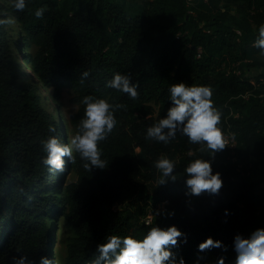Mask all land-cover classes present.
<instances>
[{"label": "trees", "instance_id": "trees-1", "mask_svg": "<svg viewBox=\"0 0 264 264\" xmlns=\"http://www.w3.org/2000/svg\"><path fill=\"white\" fill-rule=\"evenodd\" d=\"M10 2L0 5V18L14 17L17 25L0 26V264L52 262L55 227L52 263L92 264L106 236L142 239L155 225H176L187 234L176 249L186 264L208 237L228 246L226 253L209 251L214 264L222 255L225 264H235L234 236L264 228V193L249 178L264 166V55L253 47L264 25V0H29L24 12ZM41 6L46 12L37 20ZM13 47L25 50L20 58L32 82H19ZM85 71L90 75L82 80ZM117 72L139 82L137 99L105 87ZM179 82L212 87L222 129L236 142L233 155L225 148L213 161L224 181L215 196L185 195L184 167L207 155L200 145L179 135L167 146L145 139L147 127L170 107L169 87ZM40 87L52 88L56 105L64 89L71 92L77 106L69 117L72 135L84 115L83 97L119 105L117 127L101 145L107 169L88 171L77 156L53 175L40 163L49 135L68 141L57 110L41 105ZM161 155L175 160L177 182L158 186L153 162ZM67 173L73 182L64 181Z\"/></svg>", "mask_w": 264, "mask_h": 264}, {"label": "clouds", "instance_id": "clouds-1", "mask_svg": "<svg viewBox=\"0 0 264 264\" xmlns=\"http://www.w3.org/2000/svg\"><path fill=\"white\" fill-rule=\"evenodd\" d=\"M29 0H12V7L17 12H24ZM46 6L35 9L34 16L37 20L44 17ZM14 17L0 18V26L14 25ZM253 47L264 55V25L259 26L258 35L253 42ZM90 73L85 71L81 79L85 80ZM105 87L126 94L130 99L138 98L139 82H133L132 76L117 72L107 80ZM170 107L166 115L157 122L148 126L145 139L162 143L167 146L177 136L187 138L189 144L200 145L199 151L207 155L192 159L183 169V182L186 188L185 195L190 198L200 197L203 194L215 196L223 187L220 172L214 171L213 161L218 152L227 146L225 134L221 126L222 111L213 100V89L208 85H189L185 82L172 84L169 89ZM81 103L84 115L77 125L76 132L70 142L64 137L49 135L42 144L43 155L40 163L50 173L57 171L63 173L66 164L76 162L77 156L83 162L84 169L92 171L93 168L104 170L109 167L103 159L102 143L105 142L117 127L116 118L119 105L110 103L105 98L85 96ZM50 133L57 131L50 125ZM77 155H74L73 153ZM191 155V153H190ZM64 158H67L66 160ZM159 172L158 186L175 183L177 179V164L167 155H161L153 162ZM192 200H189L191 203ZM160 216L159 211L153 213ZM174 212L167 213L168 217ZM224 215H230L225 209ZM179 243H187V234L176 225L161 228L158 225L150 227L142 239L133 236L110 235L105 241L95 248V259L92 264H186L184 257L176 250ZM220 249L226 253L228 246L223 241L208 237L198 245V252ZM232 250L235 253V264H264V228L253 230L247 237L236 234L233 238ZM226 255L220 256L215 264H225ZM16 264H25V259L20 258ZM40 264H52L42 257Z\"/></svg>", "mask_w": 264, "mask_h": 264}, {"label": "rangeland", "instance_id": "rangeland-1", "mask_svg": "<svg viewBox=\"0 0 264 264\" xmlns=\"http://www.w3.org/2000/svg\"><path fill=\"white\" fill-rule=\"evenodd\" d=\"M10 4H11L10 0H0V5L6 6ZM4 28L5 29L9 28V30H14L17 28V25L15 23L14 25L4 26ZM9 34H12V33L9 32ZM19 37H20V34H18V38ZM21 52L22 54H24L25 50L18 52L16 48L13 47V54L14 56H16V63L18 64L17 66L15 65V70L18 74L19 82H23L24 80L32 82L33 77L29 69L27 68V66L22 63V60L20 58ZM51 90L52 88H49V87L39 88L38 92L41 97V105L50 110L56 109L58 111L57 117H58L59 123L61 124L64 131L66 128L70 131L69 133H67V137H66L68 141L70 142L73 135H72L71 127L69 125V117L70 115L76 112L77 106L70 103L69 100L72 97V94L68 89H64L62 91V99L60 101V104L56 105V103L50 99ZM249 178H250V182L254 184L255 190L260 193H264V166L260 169L259 172L251 174ZM74 180H75V176L72 173H67L64 177V181L66 183L73 182ZM156 211L162 212L160 207H157ZM58 241H59V230L57 228L56 232L54 233L52 243H51L52 262L53 260L55 261V258H56V245ZM62 242L64 243V241ZM62 250L63 251H61V255L62 257H64L63 245H62ZM52 264H56V263H52ZM191 264H214V260H213L212 254L206 250L203 253L198 252L195 255L194 260L192 261Z\"/></svg>", "mask_w": 264, "mask_h": 264}, {"label": "built area", "instance_id": "built-area-1", "mask_svg": "<svg viewBox=\"0 0 264 264\" xmlns=\"http://www.w3.org/2000/svg\"><path fill=\"white\" fill-rule=\"evenodd\" d=\"M189 3L191 2V0H187ZM200 54H201V51L198 50V53H197V57H200ZM224 134H225V138H226V141H227V144H226V148L229 150L230 154L233 155L234 153V150H235V147H236V142H235V139H234V136H233V133L230 132L229 130H226V131H223ZM164 208H163V205L161 206V211H163ZM152 214H149L147 217L143 218L142 219V222L145 224V225H149L150 222L152 221Z\"/></svg>", "mask_w": 264, "mask_h": 264}, {"label": "water", "instance_id": "water-1", "mask_svg": "<svg viewBox=\"0 0 264 264\" xmlns=\"http://www.w3.org/2000/svg\"><path fill=\"white\" fill-rule=\"evenodd\" d=\"M56 230H57V227H55L54 230H53V236H54V233L56 232Z\"/></svg>", "mask_w": 264, "mask_h": 264}, {"label": "bare ground", "instance_id": "bare-ground-1", "mask_svg": "<svg viewBox=\"0 0 264 264\" xmlns=\"http://www.w3.org/2000/svg\"><path fill=\"white\" fill-rule=\"evenodd\" d=\"M64 134H65V136L67 137V132H66V131H64Z\"/></svg>", "mask_w": 264, "mask_h": 264}]
</instances>
